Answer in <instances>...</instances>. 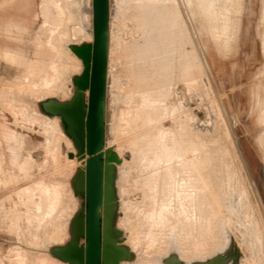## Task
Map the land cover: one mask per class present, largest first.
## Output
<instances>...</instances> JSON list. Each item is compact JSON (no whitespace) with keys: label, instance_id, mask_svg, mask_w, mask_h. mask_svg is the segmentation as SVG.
<instances>
[{"label":"rangeland","instance_id":"1","mask_svg":"<svg viewBox=\"0 0 264 264\" xmlns=\"http://www.w3.org/2000/svg\"><path fill=\"white\" fill-rule=\"evenodd\" d=\"M40 1L0 0V83L5 82L13 86L11 97H6L0 88V105H3L7 98L16 109L19 107L23 115L34 123L35 126L32 129L38 133L36 135L31 132L30 138L26 139L28 148L24 155L13 158L10 150L12 141L4 136L5 130L1 125V121L3 123L4 119L0 115V166L3 167V170H5L4 167L7 168L5 171L2 170L4 173L0 172V215L1 212H6V218L5 215H1L4 219L3 217L0 219V264H41L42 262L69 264L56 258L51 251L53 247L69 242L73 219L85 204V200L81 196H76L73 186L77 171L82 169L83 160L78 159L76 146L68 147L66 151L61 148L65 141L68 143L71 140L69 135L62 133L57 126L59 116L47 114L39 108V105L48 99L68 101L72 98L76 90L74 78L83 71V62L72 50V47L89 42H83V39L75 31L79 0H74L75 3L78 1L76 4L72 3L73 0H43L45 4L54 2L57 6L56 9L51 10L50 19L38 23L34 18ZM242 2L245 6L243 5L240 17V39L236 51L230 55V41L225 39L221 45L217 46L225 56L220 58L221 62H218L217 56L213 55L210 38L195 31L199 46L197 52L198 55H202L200 56L204 61L203 70L185 83L175 77L167 91L166 88L162 89L159 84H156L153 88L154 91L140 90L136 86L129 76L127 60L123 56V50L126 47L131 48L133 42H142L139 41L135 19L131 16L130 4L132 0H111L106 130L114 147L113 159L108 162L113 168L109 176L112 173L115 177L112 184L111 228L121 231L122 237L116 242L126 251V256L119 264H141L142 259H146L148 264H168V262H170L169 264H203L216 257L222 258L223 264H264V161H262V154L256 143L260 128L255 122L254 110L258 107V100L251 91L254 84H257L258 87L264 85V37L261 32V25L264 21V0H243ZM34 48L43 55L42 59L48 63L39 65L40 67L36 63H29L28 67H21L22 64H17L22 60L27 61L30 57L28 54ZM13 51H15L14 54H12ZM18 54L19 57L22 56L21 61ZM25 64L27 63L24 62L23 65ZM35 67L39 68L35 69ZM59 67L60 69H58ZM58 80L63 81V84L60 83L62 86L58 84ZM61 88H64V92L60 91L63 90ZM46 90L47 93H45ZM4 92L8 91L4 90ZM14 92L17 94L14 95ZM147 96L166 103L169 109L167 115L162 119L151 120L152 122L149 123L143 122L138 130H133L131 133L124 132L126 121L120 119L121 111L130 105L137 104L141 98ZM139 104L144 105V103ZM174 106L177 107V111L173 110ZM143 116L146 114L139 112V117ZM261 117L264 126V112ZM8 121L10 124V117H8ZM181 121L188 128L183 126ZM10 125L11 128H14L13 124ZM181 126L187 130L182 131ZM163 127L168 131L161 138ZM198 130H202V132ZM175 134L179 137L177 138ZM191 136H194V140ZM41 137L43 143L37 146L35 143ZM167 137H169V142ZM180 137L182 140L179 139ZM6 138L7 140H5ZM174 138L180 141H173ZM146 140H149L150 150L143 157L147 161L142 163L141 155L144 152H141L138 145ZM134 141L139 144L136 143L135 146L132 144ZM55 144L57 145L55 146ZM131 144L137 148L135 155L131 150ZM164 145H167L169 149V146L172 147L171 152L167 154L168 157L178 151V154L181 153L179 155L181 161L177 157L176 160L179 161L176 165L178 166L175 165L174 170L172 169L175 179L182 184L184 195L187 194L186 208L183 210L181 218L190 226L192 232H198L201 229L208 230L206 236H200L206 243L213 239L212 227L208 223L212 216L216 217L222 229L219 232V242L212 252L203 250L198 253L196 238L199 236H191L192 232L190 231L188 237L191 242L188 244L193 247V253L186 254L181 249L183 246L181 236L178 233L175 236L166 233L168 232L166 223L159 224V231L165 235L167 251H155L158 249L159 238L156 237L158 233L153 229L156 228L160 220L153 216L147 219L148 223L153 224L154 227L150 230L149 236L152 247L146 251L142 236L143 230L140 227L141 223L136 221V213L141 210V207L145 208L150 203L149 200L152 204L155 203L149 195L156 190L158 185L157 179H155L156 181L153 180L151 183L145 182L139 189L136 182L145 176L152 175L151 172L156 167L152 163L153 154L151 152L157 146L163 148ZM179 146L183 148V152ZM52 147L55 151L52 150ZM50 149L53 151L52 153ZM33 151L34 153H32ZM73 152L78 161L69 159V153ZM162 153L164 154L163 151ZM61 157H64V160H61ZM192 157L194 160L191 159ZM57 164L60 165L59 168H55ZM52 165H54L53 168ZM71 165L73 166L70 167ZM180 166L182 167L178 169ZM70 169H75V171ZM63 170L64 172H62ZM73 173L74 175H72ZM28 179L30 180L26 182ZM201 179L203 180L201 181ZM29 183L36 184L33 186L34 188H37L38 185L49 186L52 183L58 185L59 194L50 209L38 213L34 200L26 201L25 198L19 199L16 196L18 188L25 187L26 184L29 187ZM148 189L150 190L148 191ZM193 191L196 193L194 194ZM66 196L72 201L67 200ZM151 207H156V203ZM132 229H138V232L141 233L139 240L131 238ZM135 250L139 251L138 258H135L136 255L133 253ZM9 257L14 263H4V260H8ZM163 257L168 259L163 260Z\"/></svg>","mask_w":264,"mask_h":264},{"label":"bare ground","instance_id":"2","mask_svg":"<svg viewBox=\"0 0 264 264\" xmlns=\"http://www.w3.org/2000/svg\"><path fill=\"white\" fill-rule=\"evenodd\" d=\"M242 1L243 0H132V3L130 4L131 5V7H130L131 8V16L135 19L134 21H135V24H136V27H137V32L139 33V36H138L139 37V41L141 40L142 42H133L132 45H131V48L126 47L123 50V56L127 60L126 63H127L128 69H129L128 72H129L130 78L136 83V86L140 90H144V89L154 90L153 89V88H155L154 86L156 84H159L162 87V89L166 88V91H167L169 89L170 83L172 82V80L175 77H177L180 81H183L185 83V82L191 80L192 77H195V74L199 75V73L203 70V65H204L203 62L204 61H203V59L201 57L202 55L201 54H200L201 56L198 55V52H197L198 51L197 47H199V46H198V39H197V37L195 35V31L197 33H200V34L210 38L209 40H210V43L212 44L213 53H214L213 55L217 56L218 62H221L222 60H220V58L221 57H225V56H224L223 52L220 51L219 48H217V46L221 45L222 42L225 39L230 41V43H229L231 45V48L229 50L230 55L234 51H236L237 44H238L239 39H240V30H241V27H239L240 23H241L240 22V17L242 16L243 5L245 6V4H243ZM65 3L67 4V2H65ZM72 3H75L74 0H73ZM77 4H78V8H77L78 10H77V18H76V22L77 23L75 24L76 25L75 26V31L83 39V42L86 41V42L92 43L93 42V12H92L93 6H92V0H79V2ZM56 6L57 5H55L54 2H52L51 4H45V2L43 0H41L40 3H39V6H38L37 12L35 14V18H34L35 21H37L38 23L39 22L42 23V22H45L47 19H50L51 18V10L56 9ZM61 6H63V5H61ZM110 8H111V0H110ZM111 16H112V13H111V9H110V19H111ZM35 21H34V23H35ZM38 23H37V25H38ZM71 24H74V23H71ZM63 25H65V24H63ZM109 31H110V20H109ZM261 32H262V37H264V21H263V23L261 25ZM112 42H113V40L111 41V43ZM3 45H1V46H3ZM109 47H110V35H109ZM65 48H67V47H65ZM13 49H16V48H13ZM6 51L9 52L8 50H6ZM18 52H20V51H18ZM66 52L69 53V51H66ZM14 53H15V51H13L12 54H14ZM30 53L28 54L30 57H28V55H27V57H28L27 61L20 59V58H22V56L19 57V54H18V57H19L20 61L22 60L21 61L22 63L21 62H19V63L17 62V64H22L21 67L22 66L23 67H28L29 63H32V64L36 63L38 66L39 65L41 66L44 63L46 64L47 61L43 60L42 57H41L43 55H41L38 51H36L35 48ZM211 54H212V52H211ZM7 55H10V54H7ZM227 55H228V53H227ZM11 57H14V56L11 55ZM111 57H113V56H111ZM16 58H17V55H16ZM24 62L27 63V64L23 65ZM109 63H110V57H109V48H108V65H109ZM78 64H80V63L78 62ZM59 65H60V63H59ZM39 67H35V69H37ZM65 68L68 69L67 67H65ZM58 69H60V67ZM69 69H70V67H69ZM78 70H79V68H78ZM71 71H72V69H71ZM20 72H21V70H20ZM79 72H80V70H79ZM64 73H66V72H64ZM62 75H60V76H62ZM60 78H62V77H60ZM2 79L10 80V79H7V78H2ZM17 79H19V78H17ZM62 80H63V78H62ZM107 80H108V77H107ZM27 81H29V79H27ZM55 82H56V80H55ZM62 82L59 81V83L58 82L57 83L58 84H60V83L63 84ZM11 84L15 86V84H13V83H11ZM207 87H209V86H207ZM0 88L3 91V93H5L6 97H11L12 96L11 89L13 88V86H11L9 83H5V82L4 83L3 82L0 83ZM171 88L173 89V87H171ZM185 88H186V85H185ZM39 89H40V87H39ZM39 89H38V91L41 90V89L40 90ZM61 89H63V90H60V91L64 92V88H61ZM4 90L8 91V92H4ZM51 90H49V91H51ZM68 91L70 92L71 90H68ZM251 91L255 95L257 100H258V107L254 110L255 122H256L257 126H259V128H260L259 133L257 134V137H256V143L258 145V148L261 151L262 161H264V126L262 125V120L263 119L261 117L262 112H264V107H263L264 106V85H261L260 87H258L257 84H254L252 86ZM107 92H108V86H107ZM6 93H8V94H6ZM38 93H40V92H38ZM45 93H47V90H46ZM150 93H151V91H150ZM16 94L17 93H15L14 95H16ZM32 94H33V92H32ZM41 94H39V96ZM70 94H69V97H70ZM86 95L88 96V90H87ZM170 95H172V94H170ZM149 96H147L146 98H144V97L141 98L140 102H138L137 104L130 105V106L126 107L124 110L121 111L120 119H123V120L126 121V124H125V126L123 128L125 130L124 132L131 133V132H133V130L134 131L138 130V128H139L141 123H143V122L149 123L151 120L162 119L163 117H165L167 115L169 109H168V106H166V103L164 104V103H162L161 100L152 99ZM167 99H169V98H167ZM177 99H179V98H177ZM62 101H63V99H62ZM175 102H177V101H175ZM139 103H144V105H140ZM23 104H21V105H23ZM25 108H26V106H25ZM39 108L42 109V104L39 105ZM176 108L177 107L174 106L173 110H176ZM25 110H27V109H25ZM139 112H144V114H146V116H143L142 118H140L139 117ZM41 113L43 114L44 112L42 111ZM0 115L4 119L3 123L0 120L1 121V125L3 126V128L5 130L4 136L5 137L7 136V138H9V140H11L12 143L13 142L15 143V145H13L14 143L13 144L11 143L12 147H10L11 145H9V142H8V145L10 147L11 154H12L11 157L14 158L16 156H20V157L23 156L25 151H26V149L28 148V146H27L28 142H26L28 140H26V139L30 138L29 134H31V132H33V134L38 135V133L34 132L33 129H32V127L35 126L34 123H32L30 120L27 119V117H25L23 115V112L21 110H19V107H18V109H16V107L13 104H11V102L9 100H7V98H6L5 103H3V105H0ZM185 116H188V114H185ZM8 117H10V124H13L14 128H11V125L9 124V121H8ZM188 117H190V116H188ZM37 120H39V119H37ZM53 120H55V119H53ZM57 121H58V123L56 122L57 126L59 127L61 132L65 133V134H68L67 129H66V127H65V125H64V123L62 121V118L60 116H59V120H57ZM181 123H182V121H181ZM184 123H186V122H184ZM182 125H183V123H182ZM184 125L186 126V124H184ZM183 126H181L182 127V131L185 129V127L183 129ZM176 127H177V125H176ZM192 127H194V126H192ZM40 129H41V127H40ZM43 130H45V128ZM175 130H176V128H175ZM186 130H184V131H186ZM192 130H194V129H192ZM36 131H39V130H36ZM167 131L168 130H165L164 127H163V129H161V138L165 134V132H167ZM198 131L202 132V130H198ZM175 132H177V131H175ZM182 133H179V134H182ZM44 134H46V133H44ZM184 134H186V133H184ZM202 134H204V133H202ZM39 136H42V135H39ZM53 136H54V134H53ZM175 136H176V134H175ZM57 137H55V138H57ZM69 137H70L71 140L68 143H66L67 141H65L64 144H62L63 142L61 143L62 144L61 148L63 150H65V151L68 149V147L75 146V143H74V141H73V139L71 138L70 135H69ZM176 137L178 138L179 136H176ZM193 137H192V139H193ZM7 138L5 140H7ZM168 138L169 137H167V141H168ZM181 138L182 137H180L179 139H181ZM48 139H50V138H48ZM53 139H54V137H53ZM61 139H63V138H61ZM183 139L185 140V137ZM56 140H58V138ZM189 140H191V139H189ZM203 140H205V139H203ZM34 141H35V139H34ZM45 141H47V140H45ZM148 141L149 140L143 141L142 144H139V142H136V141H134L132 143L135 146H136V143L139 144L138 148H140L142 150L141 152H144L141 155L142 163H144V161H147V159L145 160L143 157L145 156V153L148 154L149 153L148 151L150 150V148H149L150 144L148 143ZM170 141H172V139ZM173 141H178L179 142L180 140H176L175 139ZM112 142L113 141L110 138V136L108 135L107 130H106L104 153H106V152L113 153V148L114 147H113V143ZM42 143H43V139L41 137V139L38 140L35 144L38 146V145H40ZM54 143H55V141H54ZM165 144H167V143H165ZM175 144H176V142H175ZM178 144H180V143H178ZM184 144H185V141H184ZM52 145H53V143H52ZM56 145L57 144H55V146ZM135 146H133V145L131 146L132 147L131 150L133 152V155H135V153L137 152V150H136L137 148ZM5 147H7L6 144H5ZM169 147H170V149L172 148L171 146H169ZM193 147L195 148V146H193ZM159 148H158V146H157V148H154L153 151H152L153 153L150 151L151 154H153L152 163L156 167L155 169H153L154 171L151 172L152 175L145 176V177L139 179L136 182V186L139 189H141L143 187V185L145 184V182L151 183L153 180L157 179V185L158 186H157V188L155 187L156 190L151 195H149L155 201L156 207H153V208L151 207L150 208V206H153L155 203L152 204L151 200H149L150 203H148L145 206V208L141 207V210L136 213V221H137V223H141L140 227H142V230H143V235L142 236L144 237V243L146 245L145 246L146 247V251H148L152 247V245L150 244V241H149V236H150V230L152 229V227H154L153 224H149L148 223L147 219L153 216V217H156V218H158L160 220V221L158 220L159 223L157 221V223H158L157 226H156L157 229L156 228L153 229L156 233H158V234H156V237L159 238L158 249L157 250L155 249V251H158V252L159 251L160 252H163V251L166 252L167 251V244H166L167 240L164 239L165 235L161 234L160 231H159V229H160V225L159 224L160 223H166V226H167L166 229L168 231L166 233H169L170 236H175L178 233L181 236V240H182V243H183V246L181 247L182 251H184L186 254L187 253L188 254L189 253L192 254L193 253V247L188 244L189 242H191V240L189 239L188 236H190V233L192 231L190 229V226L186 223V221L181 218L183 216V213H184L183 210L186 208V202H187L186 195L187 194L184 195V191L181 188L182 184H180L179 180L175 179V177L173 175V172H172V169L174 168L176 163H178V161L180 160L179 159V155H181V153L178 154L179 153V151H178V153H176V154L174 153L173 156L168 157L167 154H168V152L170 153L171 151H170L169 148H167V145H164L163 148L162 147L160 149ZM179 148H180V146H179ZM198 148H200V147H198ZM140 149H138V150L140 151ZM180 149L183 152V148L181 147ZM52 150H54L53 147H52ZM193 150H192V152H193ZM50 151H51V149H50ZM162 151L164 152V154L162 153ZM173 151H174V149H173ZM199 151H200V149H199ZM3 152H4V150H3ZM52 152L53 151H51V153ZM5 153H7V151H5ZM28 153H30V152H28ZM32 153H34V151ZM63 153H64V151H63ZM66 153H65V155H66ZM72 154H73V157H69V159H73V160L76 159L77 156H75L74 152ZM4 155H6V154H4ZM44 155H45V153H44ZM198 155H197V157H199ZM59 156H61V155H59ZM177 157L179 159L178 161L176 160ZM204 157L205 156H203V158ZM63 158L61 160H64ZM187 158H189V157H187ZM27 159H29V158H27ZM191 159H193V157ZM26 160H25V162H26ZM86 160H87V157L85 159H83V161H82L83 163H81L82 164V166H81L82 170H85V168H86ZM72 161H71V163H73ZM0 162H1V159H0ZM74 164L76 165V162H74ZM72 166L73 165H71L70 167H72ZM176 166H178V165H176ZM53 167H54V165H52V168ZM59 167H60L59 164H57L55 166V168H59ZM181 167L182 166L178 167V169H180ZM2 168L3 167L0 166V172L3 170ZM4 169L6 170L7 168L4 167ZM188 169H187V171H188ZM5 170H3V171H5ZM70 170H73V169H70ZM175 170H176V168H175ZM74 171H75V169L73 170V172ZM62 172H64V170ZM64 174H67V173H64ZM72 175H74V173ZM191 175L193 176V174H191ZM28 178H30V177H28ZM64 178H65V176H64ZM29 180L30 179L26 180V182L29 181ZM202 180L203 179H201V181ZM41 182H43V181H41ZM37 184H39V183H37ZM46 184H47V182H46ZM202 184H203V182H202ZM34 185H36V184H30L29 187H27V184H26V186L24 184L25 187H22V186L20 187L19 186L20 188H18V191L16 192V190H15L16 196L19 199H24L25 198L26 201H29V200L33 201L34 200V203L36 205V212L42 213L43 211L48 210V208L50 209V207L53 205V202L58 197L59 188H58V185L54 184V183H52L49 186H47V185H45V186L44 185H38L37 188H34L33 187ZM149 190L150 189H148V191ZM61 192H62V190H61ZM195 193L196 192H194V194ZM72 194H71V196H72ZM73 196L75 197V195H73ZM145 196H147V195H145ZM75 198H73V199H75ZM64 199H65V197H64ZM66 199H67V196H66ZM76 199H75V201H77ZM67 200H69V199H67ZM69 201H72V200H69ZM74 203H76V202H74ZM32 213H34V212H32ZM200 214H202V213H200ZM1 215H5V218H6V212L5 211H4V213L1 212ZM2 217L3 216H1L0 219H2ZM3 219H4V217H3ZM209 220L210 221H208V223L212 227L213 239H211L210 241H208L206 243V241H204L203 237H200V236H206L205 234L208 233V230H202L201 229L198 232H192L191 233V236H199V237L196 238L197 239L196 247H197V252L198 253H200V251H203V250L212 252L213 249L216 247L217 243L219 242V232H221L222 229L220 228V226L218 224V221L216 220V217L212 216ZM154 223H156V222L154 221ZM132 230H133V232H131V236H132L131 238L135 239V240H139V236H141V233L138 232V229H132ZM194 234H196V235H194ZM135 248H136V246H135ZM133 253H135V255H136L135 258H138L140 256L139 251H137V250H135ZM167 259H168L167 257H163V260H167ZM11 260L12 259L9 257L8 260L7 259L4 260V263H8V262H13L14 263V261H11ZM170 261H173V260H170ZM169 263L170 262H168V264ZM41 264H48V263L42 262ZM49 264H54V263H50L49 262ZM141 264H148V261L146 259H142L141 260ZM171 264H173V263H171Z\"/></svg>","mask_w":264,"mask_h":264},{"label":"water","instance_id":"3","mask_svg":"<svg viewBox=\"0 0 264 264\" xmlns=\"http://www.w3.org/2000/svg\"><path fill=\"white\" fill-rule=\"evenodd\" d=\"M92 6L93 42L72 47L84 66L74 78V95L68 101L48 99L42 103L44 112L62 118L78 158L87 157L86 168L77 171L73 185L85 204L73 219L69 242L53 247L51 253L69 264H119L126 251L116 242L121 231L111 228L115 177L109 176L113 168L108 162L114 154L104 153L110 0H92ZM222 260L216 257L203 264H223Z\"/></svg>","mask_w":264,"mask_h":264}]
</instances>
